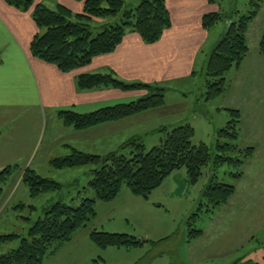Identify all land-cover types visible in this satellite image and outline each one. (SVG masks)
<instances>
[{
    "label": "trees",
    "instance_id": "16d2710c",
    "mask_svg": "<svg viewBox=\"0 0 264 264\" xmlns=\"http://www.w3.org/2000/svg\"><path fill=\"white\" fill-rule=\"evenodd\" d=\"M7 5L24 12L41 31L30 42L29 50L33 57L55 65L61 72L69 73L88 65L95 56L112 52L121 43L127 32H135L144 43L157 42L171 26V19L165 0H136L126 6L123 0H74L82 2L83 10L73 13L63 5L56 10L47 8L35 0H3ZM215 4L218 0H207ZM262 0H249V9L239 11L211 12L202 16L205 29L218 22L224 23L223 31L208 54L202 69L205 82L204 100L215 99L227 87L225 75L238 67L248 51L246 31L249 22L257 15ZM74 17L77 21L73 22ZM92 20L98 23L93 27ZM93 29L98 30L93 36ZM264 58V30L258 46ZM80 90L116 88L122 91L146 90V95L134 101L99 108L88 113L72 110H59L57 116L63 125L75 130H84L101 124L128 118L140 112L159 108L164 104L165 89L159 85L127 83L110 74L84 73L75 79ZM227 124L215 132L213 143L194 144V129L189 124L178 125L169 131L165 138L149 151L139 139L133 138L123 144L131 146L130 157L117 153L99 156L76 149L70 154L53 157L49 164L56 169L84 165L92 166L89 187L94 191L92 198H83L78 206L56 200L42 209V216L31 222L26 236L8 233L0 236V241L20 239L19 246L0 254V264H41L45 256L72 238L75 230L85 227L95 216V202L113 200L123 185L136 196L147 198L159 187L164 179L176 170L185 169L191 183L202 175L204 167H209L211 177L203 190L206 212L211 213L232 196L235 188L231 184L216 180V170L224 165L234 168L233 177L242 174L244 162L252 155L253 148H240L235 143L238 137L240 114L238 110L227 109ZM15 167L5 166L0 170V200L3 185L14 172ZM29 189V195L36 197L49 191H61L63 185L37 174L32 168H25L20 177ZM198 213L187 220V240L192 241L202 234L194 227ZM90 240L100 248L139 247L143 243L125 233H110L93 230Z\"/></svg>",
    "mask_w": 264,
    "mask_h": 264
},
{
    "label": "crops",
    "instance_id": "0c3cea01",
    "mask_svg": "<svg viewBox=\"0 0 264 264\" xmlns=\"http://www.w3.org/2000/svg\"><path fill=\"white\" fill-rule=\"evenodd\" d=\"M35 2L42 3L51 10L57 9L59 5L67 7L73 13H80L83 10L82 2L74 0ZM165 4L171 26L157 42L147 44L135 32H127L112 52L95 56L88 65L65 73L55 65L31 55L30 42L41 31L31 18L30 12L11 7L0 0V138L4 127L9 125L10 116L22 114L28 119H36L38 126L45 121L44 127H47L48 120L53 138L52 145L65 146L70 150L76 149L103 157L116 153L112 148L121 142L122 129L129 124L138 128L148 125L153 127L150 130L157 131L158 120L155 123L154 120L145 122L150 117L157 119L154 112H157L158 108L84 130H75L63 125L57 112L64 109L88 113L102 107L134 101L147 93L146 90L122 91L110 87L80 90L75 79L84 73L110 74L127 83L159 85L165 89L164 95L167 89L173 88L172 96L178 95L177 99L183 100L186 95L180 91L184 87H180L181 84L202 74L208 54L219 37L217 34L212 38L210 30L212 27L205 29L202 26V16L220 11L221 7L219 3L210 4L207 0H165ZM263 10L264 0L246 31L248 51L240 65L226 73L227 87L214 99L216 103L211 106L213 103L210 101L204 103L198 115L182 114L181 118L173 119L172 122L165 117L167 122L164 123L167 127H172L158 129V132L163 131L161 142L173 127L184 124L192 126L188 122L190 117L201 118L211 126L212 117L209 116V112L215 110L218 121L214 123L215 128H212L207 137H212L213 141L215 132L223 128L230 118L227 109L239 111L238 137L235 143L240 148L252 147L253 153L242 165L241 176L233 177L230 174L232 182L229 184L234 186L235 191L227 202L220 206L223 215H220V219L213 215L208 228L202 230V234L194 239L195 242L201 243L208 238L206 246L212 247L218 258L229 253L237 254L244 248L245 243L255 237L249 233L245 238L235 240L232 236V224L239 223L248 228L256 224V231L264 235V58L258 51L264 30V20L259 21ZM222 26L224 27L223 22ZM249 41L251 44H248ZM162 106L167 108L166 110L176 108L170 109L171 103H164ZM193 129L192 142L196 136L195 128ZM133 138L140 140L135 136ZM18 140H23V137ZM34 142L35 140L27 145L25 143L23 145V142L18 143V147L20 150L25 147L32 149ZM120 146L121 144L118 147ZM30 155L32 157V153ZM52 156L51 152L45 153V161L48 164L51 158L58 157ZM210 177L209 173L208 180ZM251 250L255 251V248H250L249 251ZM246 254L233 264H264V240L261 258H248L245 257Z\"/></svg>",
    "mask_w": 264,
    "mask_h": 264
},
{
    "label": "rangeland",
    "instance_id": "374dc122",
    "mask_svg": "<svg viewBox=\"0 0 264 264\" xmlns=\"http://www.w3.org/2000/svg\"><path fill=\"white\" fill-rule=\"evenodd\" d=\"M123 1L126 6L133 5V0ZM217 3L221 7V12L230 13L236 10L245 13L249 9V0H218ZM71 20L77 21L74 17ZM263 20L264 10L260 13L259 18V21ZM91 23L93 27L98 26L95 20H92ZM223 28L222 22L215 24L210 29L211 37L213 38L217 34L220 37ZM98 30L100 29H93V36L99 32ZM219 37L217 38L219 39ZM248 44H251L250 41ZM178 86L177 88L184 86L183 90H180L186 95L182 98L183 100H178V95L172 96L173 88L167 89L164 95V103H171L170 109L176 107L173 109L174 111L166 110L167 108H162L163 106L159 107V110L154 112V115L157 114V119L150 117L145 122L149 123L154 120L155 123L158 120L157 131L150 130L153 127L148 125L138 128L136 125L129 124L123 127L121 142L117 143L112 151L129 158L132 147L122 145L135 136L140 138V142L147 152L160 142L163 131L158 132V129L167 127L164 123L167 122L165 117H168L172 122L173 119L181 118L182 114L195 113L198 115L201 107L206 103L204 101V76L199 74L181 84L180 87ZM210 102L213 103L210 106L216 103L214 99ZM196 103L198 106L195 105ZM214 111L209 112V116L212 117V121L209 120L211 126L201 118H189L188 122L196 131L194 143L198 144L201 140L210 143L212 137L207 138L208 133L212 131V128H215L214 123L218 121ZM182 117L185 118V116ZM199 121L202 122L198 124ZM44 123L38 126L36 119H28L22 114H15L10 116L9 125L3 129L4 132L0 138V170L7 165L15 167V170L3 185V194L0 200V236L8 233L26 236L31 222L41 217L43 207L52 201L62 200L72 206H78L83 198L94 196V191L89 187L92 166L56 169L45 161V153L51 152L53 156H63L70 154L71 150L65 146L52 145L53 138L50 134L49 122L47 120V127H44ZM20 137H23V140L19 141ZM53 137L57 138L55 134ZM34 140V148L19 149L18 143L23 142V145L24 143L27 145ZM213 142L211 141V143ZM120 144L121 146L118 147ZM96 148L98 147L96 146ZM27 167L33 168L37 174L44 178L59 182L63 185L62 190L49 191L31 197L28 187L20 180L22 172ZM209 167L203 168L201 177L195 183L189 181L184 168L176 170L170 177H166L147 198L132 194L128 187L123 185L113 200L109 202L96 201L95 216L87 222L85 227L75 230L70 241L56 247L53 253H48L41 264H233L246 252L248 253L245 257L261 258L264 235L262 232L256 231V224H252L249 228L246 225H239V223L232 224V236L235 240L245 238L249 233L254 234L255 237L245 243L244 248L237 254L229 253L221 258L216 256L212 247L206 246L208 238L201 243L187 240L186 222L193 213H198V217L193 222L194 227L201 230L208 228L213 215L219 219L220 215H223L220 212V206L211 213L205 210L206 200L202 194L209 181ZM232 171L234 168L229 165L219 167L216 170L215 180L226 184L231 183L230 172ZM243 226L244 229L241 231ZM93 230L125 233L141 240L143 244L131 248L113 246L100 248L89 238V234ZM19 242L20 239L0 241V254L16 249ZM250 248H255V251H249ZM197 251H199L198 254Z\"/></svg>",
    "mask_w": 264,
    "mask_h": 264
}]
</instances>
